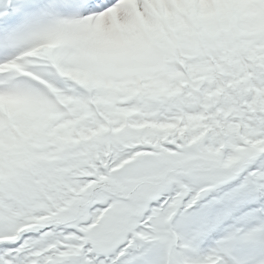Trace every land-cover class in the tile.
<instances>
[{
  "label": "snow or ice",
  "instance_id": "snow-or-ice-1",
  "mask_svg": "<svg viewBox=\"0 0 264 264\" xmlns=\"http://www.w3.org/2000/svg\"><path fill=\"white\" fill-rule=\"evenodd\" d=\"M0 264H264V0H0Z\"/></svg>",
  "mask_w": 264,
  "mask_h": 264
}]
</instances>
